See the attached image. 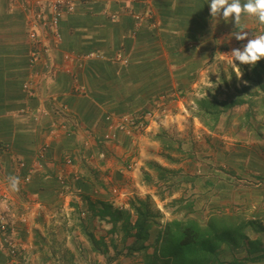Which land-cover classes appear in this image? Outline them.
Returning a JSON list of instances; mask_svg holds the SVG:
<instances>
[{"label":"crops","instance_id":"crops-1","mask_svg":"<svg viewBox=\"0 0 264 264\" xmlns=\"http://www.w3.org/2000/svg\"><path fill=\"white\" fill-rule=\"evenodd\" d=\"M51 15L47 9L46 18ZM135 15H140L141 20H136ZM241 25L248 32V39L264 34V25L254 17L243 16ZM236 31L232 20L211 16L210 0L80 1L73 12L60 16L56 31L50 27L42 29L53 69L43 78L41 61L33 66L28 61L31 42L23 0H0V174L8 185L12 206L26 216L25 223L16 225L24 250L12 256L0 248V264L40 263L32 230L45 229L37 222L36 216L41 212L59 216L71 212V217H76L77 212L85 211L94 215L100 203L114 205L113 200H120L126 205L133 197L145 199L148 191L139 171L146 159L153 155L161 166L172 167L156 153L159 147L154 139L172 131L210 133L199 118L204 115L200 104L211 99L205 96L211 82L204 79L222 61L228 63L231 51L242 50L246 45L247 39L235 38ZM87 53L97 56L82 57ZM31 74L34 95L28 96L23 84ZM163 94L168 96L161 124L151 122L145 131L118 132L116 140H103L107 116L142 112L153 107ZM58 106L59 110L62 106L67 108L56 113ZM235 107L222 110L219 120L233 117ZM43 145V172L24 182L23 176ZM67 156L73 159L72 164L66 162ZM19 160L25 167L18 168ZM129 163L133 167L127 170ZM202 173L206 174L204 180L201 177L203 186L209 185L213 177L210 172ZM13 175L20 178L19 191L15 192L8 184V177ZM57 176L64 179L69 190L61 188ZM120 179L121 189L113 198L108 186L119 185ZM252 192L255 196L250 197L249 206L264 209V185L238 197L243 200ZM155 201L158 211L148 219L144 250L129 252L132 236L121 228L126 240L116 247V252L125 248L123 251L128 253L113 259V264H145V256L159 247L166 223L184 215H177V208L170 209L158 198ZM223 201L216 200L215 206ZM179 205L193 208L191 200L184 199ZM91 206L97 209L93 211ZM69 219L63 220V226L68 225L65 222ZM76 221L82 222L79 217ZM86 229L95 237H105L96 234L90 225ZM80 236L82 246L90 252L89 242L81 233ZM64 246L70 247L69 243H59V249ZM24 253L27 262H21ZM244 253L241 250L235 257L241 258ZM75 260L73 257L69 264Z\"/></svg>","mask_w":264,"mask_h":264},{"label":"rangeland","instance_id":"rangeland-1","mask_svg":"<svg viewBox=\"0 0 264 264\" xmlns=\"http://www.w3.org/2000/svg\"><path fill=\"white\" fill-rule=\"evenodd\" d=\"M262 61L264 67V59H261L256 65ZM234 63L240 67L243 73L242 77L237 78L231 65L222 61L218 68L221 71L216 69L214 72L208 73L204 79L206 82H211V87L205 96L211 97L213 93H217L220 95L219 99L226 98V95H240L242 97L241 103L236 105L234 109L233 117H226V119L222 117L219 120L218 127L211 129L206 125L208 123L212 127L211 119L201 114L199 116L200 122L210 132L209 134L203 132L195 134L192 131H172L163 134L159 140L154 139L159 147L157 152L154 151L167 165L172 167L165 166L167 170L164 172L158 171L155 169V163L157 162L152 158L153 155H150L151 158L146 159L139 175L147 187V197L143 200L148 204L151 218L157 215L158 208L155 199L158 198L170 209L177 208L175 209L177 215L178 212L184 213L183 216H177L179 218L177 220L195 219L204 224L210 218L241 217L246 222L243 224L247 226L244 231L247 232L248 238L252 240L257 238L259 234L252 231L250 224H260L264 227V209L254 204L251 207L249 206L252 203L249 201L250 197L254 198L255 196L253 192V195H249L243 200L238 195H246L249 191L256 190L264 185V105H261V101L254 102L252 106V112L255 114L256 119L254 125L255 127L261 126V137H255L253 134L255 129L247 128L245 122L249 100L261 94L253 82L255 79L253 72H259L261 68L253 71L256 65L254 67L241 65L238 61H234ZM260 76L264 79L263 72H260ZM221 128L222 130H218ZM181 164L182 166H180ZM202 171L210 172L209 175L213 177L209 185L205 184L203 186L202 179L206 174L204 175ZM119 183V185L114 183L108 186V193L111 196H117L122 186L121 179ZM184 199L191 200L193 208L180 206V201ZM218 199H224L223 204L215 206ZM119 201H116V206L113 205L112 207L118 209ZM91 209L95 211L97 208L91 206ZM240 210L241 213H238L237 211ZM120 211L125 210L121 209ZM82 212H77L76 217H71V212H68V216L64 213L60 216L58 213L50 214L48 211L37 214L38 226L43 225L45 228L44 230L40 228L32 230L35 244L39 247V264H69L73 257L76 259L74 264H100L101 262L113 264V259L123 257L124 253H128L126 250L123 251L125 248H120L116 252V247L121 246L126 240L121 233L122 227L119 222L113 227L106 217L99 216L96 211L94 215L91 213L89 215L85 211L82 215ZM69 217L71 219L65 222L68 225L63 226V220ZM77 217L82 220L81 223L76 221ZM87 225L96 229V234H104L105 237L103 238H106L104 241L108 249L107 254V250L103 253L93 252L91 247L89 252L85 246H82L80 233L83 235L82 238L89 242L83 233L84 230H82L83 227L86 232ZM259 238L262 245L259 253L261 256L263 255L260 260L249 259L244 261L247 258L244 247L241 246L231 250V248L224 245L219 249L221 261L228 264H264V234L260 235ZM59 243L60 245L69 243L70 247L64 246L59 249ZM89 245L91 246L90 242ZM44 247L47 248L43 249ZM23 250L24 248L21 247L17 253H22ZM241 250H243V253L245 252L243 257H235V253H241ZM26 256L25 253L21 254V262L28 261ZM98 256H100V262L97 260ZM233 258L243 261L232 263Z\"/></svg>","mask_w":264,"mask_h":264},{"label":"trees","instance_id":"trees-1","mask_svg":"<svg viewBox=\"0 0 264 264\" xmlns=\"http://www.w3.org/2000/svg\"><path fill=\"white\" fill-rule=\"evenodd\" d=\"M261 68L255 74L254 84L261 94H256L253 99L249 100L246 112L245 122L249 129H255L254 136L261 137V126L255 127V114L252 112L254 102L261 101L264 105V79L261 78L260 72L264 73L263 61L260 62L253 71ZM220 95L213 93L211 99L203 101L202 108L204 115L211 119L212 127L206 123L209 128L214 129L218 123L220 112L227 111L235 105L241 103L240 95H226V98L219 99ZM237 99V100H236ZM230 117V116H229ZM229 121V120H227ZM264 124V123H263ZM155 169L164 172L167 168L155 163ZM129 209L120 211L113 208L112 205L100 203L97 214L101 217L108 218L112 226L117 222L121 223L123 232L131 234L132 242L128 251L144 250L143 243L147 236L149 228L148 219L150 213L148 204L145 200L134 197L128 201ZM131 216H134L132 218ZM246 223L241 217L226 216L221 218H210L204 224L195 219L171 220L166 223L165 234L160 241L159 247L152 255L144 258L145 264H228L220 259L219 249L222 246L231 248V250L244 247L247 258L245 260H260L263 255L261 252L260 235L264 234V227L260 224L251 223L252 231L257 233V238L249 239L245 232ZM248 225V223H247ZM86 238L91 243L93 252H104L107 250V244L103 237H95L92 231L82 227ZM249 256V257H248ZM251 257V258H250ZM243 261V260H242ZM238 259H232V263L242 262ZM231 264V263H230Z\"/></svg>","mask_w":264,"mask_h":264},{"label":"built area","instance_id":"built-area-1","mask_svg":"<svg viewBox=\"0 0 264 264\" xmlns=\"http://www.w3.org/2000/svg\"><path fill=\"white\" fill-rule=\"evenodd\" d=\"M85 0H23V9L27 12V33L31 42V50L29 52L28 61L30 66L41 61L43 65V71L41 76L46 78L52 72V64L49 62L50 48L45 40V37L41 34L44 27H50L56 31V27L59 22V18L64 13H71L74 11L78 2ZM134 1V0H130ZM50 10L52 15L50 18H46V11ZM114 18L115 15H112ZM136 20H141L140 15H135ZM97 56L95 53H87L82 56L85 58ZM81 57V58H82ZM29 79L23 84V89L28 96L34 95L33 75H29ZM167 94H163L156 99L153 103V107L143 110L142 112L123 115L119 117L107 116V132L103 136L104 141H114L117 139L118 132L132 133L133 131H145L148 124L151 122L160 123L164 113V103L167 98ZM56 107V113L59 111H65L66 106ZM26 111H23V114ZM45 115V113H43ZM66 125H64L65 127ZM46 145L40 148L37 159L28 167L26 174L23 176V181L28 182L37 173L43 172V157ZM99 156L104 158L103 152H99ZM68 164L73 163V159L70 156L66 157ZM18 168L25 167V163L22 160L17 161ZM133 164L126 165L127 169H131ZM57 182L61 185V188L69 190L68 185L64 182L62 177H56ZM8 185L5 184L3 176L0 174V202H4V206H0V248H3L7 253L14 256L21 248V240L19 232L16 229L17 222L24 223L26 220L25 214L22 211L15 208L11 204V197L7 195ZM115 192V191H114ZM114 204L116 201L113 200ZM11 204V205H10ZM118 208H123L122 204H118ZM82 215L84 212L81 213Z\"/></svg>","mask_w":264,"mask_h":264},{"label":"clouds","instance_id":"clouds-1","mask_svg":"<svg viewBox=\"0 0 264 264\" xmlns=\"http://www.w3.org/2000/svg\"><path fill=\"white\" fill-rule=\"evenodd\" d=\"M210 14L215 18L222 16L224 21L232 20L238 29L234 33L235 38L238 41L248 40L242 50L234 49L231 51L230 59H228V63L236 72V77L240 78L243 73L234 61H238L241 65L254 67L257 62L264 59V34L255 35L248 39V32L241 25L242 17L245 15L254 17L260 25H264V0H246L244 3H241V0H210ZM8 184L11 191H19L20 178L14 175L9 176ZM119 204L123 205L122 209H129L128 203L126 205L124 203ZM0 206H4V202H0ZM114 206L116 205L114 204ZM118 209L121 210V208ZM106 219L108 220V218Z\"/></svg>","mask_w":264,"mask_h":264}]
</instances>
